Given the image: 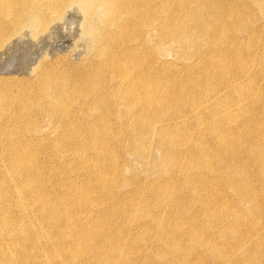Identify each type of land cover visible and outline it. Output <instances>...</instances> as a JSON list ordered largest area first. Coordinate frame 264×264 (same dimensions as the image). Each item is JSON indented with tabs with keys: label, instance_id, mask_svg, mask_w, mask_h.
I'll return each instance as SVG.
<instances>
[{
	"label": "bare ground",
	"instance_id": "bare-ground-1",
	"mask_svg": "<svg viewBox=\"0 0 264 264\" xmlns=\"http://www.w3.org/2000/svg\"><path fill=\"white\" fill-rule=\"evenodd\" d=\"M232 1L0 0V34L21 27L28 32L27 38L37 41L55 28L52 26L63 19L66 6L72 4L81 12L83 37L90 41L87 55L79 63L65 59L41 63L35 77L39 80L37 98L25 101L30 116L36 109L31 110L32 105L44 112L51 133L57 136L54 140L51 136L52 141L42 145L49 134H33L32 128L30 136H23L19 117L15 122L0 116V264H40L42 258L55 252L56 262L71 264L77 250L86 249L84 254L95 256L97 253H91L95 247H107L129 257V262L119 258L116 264H139L130 250H124L131 246L140 251L141 239L151 242L153 253L175 255L180 247L184 253L181 264L209 261L210 253L215 260L223 255V241L229 240L231 232L222 235L216 230L219 221L210 220L213 209H229L224 199L228 189L240 204L251 203L255 209L262 203L264 190V118H260L264 115V82H259L260 78L264 80V32L261 28L249 29L245 21L244 26L236 25L238 20L249 18L246 7L264 11V0H246L238 6L234 2L239 0ZM237 29L247 34V52ZM151 37L156 42L155 53L163 55L166 46L176 44L182 51L195 48L193 57L197 60L179 66L171 59L155 57L148 45ZM167 39L171 44H166ZM255 42L258 44L250 52ZM197 63L201 67L196 68ZM167 120L174 124L169 131L161 126ZM31 121L42 122L36 115L30 117ZM152 129L160 132L161 153L155 167L168 176L156 179L159 184L148 192L138 185L135 193L144 192L140 207L130 202L122 215L124 219L141 212L133 222L144 228L143 237L139 241L137 236L131 237L134 228L123 225L120 243L104 242L100 229L112 218L106 213L113 210L111 200L117 197L112 189H117L116 182L121 185L123 177L117 159L116 144L120 140L115 143L113 135L117 131L133 134V141L121 140L131 148L135 143L142 146L143 132ZM233 134L240 139H229ZM66 143L76 145L69 147ZM33 144L40 146H29ZM46 150H52L47 153L48 161H38V153L46 154ZM152 151L149 148L144 155L140 149L138 155L145 159ZM176 175H180L179 181ZM55 176L60 177L59 191L52 187ZM69 205L77 209H67ZM74 213L82 214L80 221ZM204 221L211 229L205 235L201 234ZM114 235L112 231L110 236ZM153 235L159 239L157 245L150 240ZM190 240L199 241L205 253H186ZM43 243H49L53 250L46 253ZM66 249L71 252L66 254ZM244 250L231 248L224 253L225 259L215 264L226 260L256 264ZM153 253L142 251L149 260ZM97 256L94 264H106L102 253ZM167 258L171 261L154 264H175L179 260Z\"/></svg>",
	"mask_w": 264,
	"mask_h": 264
},
{
	"label": "rangeland",
	"instance_id": "rangeland-1",
	"mask_svg": "<svg viewBox=\"0 0 264 264\" xmlns=\"http://www.w3.org/2000/svg\"><path fill=\"white\" fill-rule=\"evenodd\" d=\"M42 1H47V0H42ZM245 1L246 0H239L238 2L235 1L234 3L237 4V6H238L241 3H244ZM224 2L229 4V2H233V1L232 0H224ZM75 7L72 4L67 5L65 8V11H64L66 13H64L63 19L59 20L57 22V24L52 26L55 28L51 27L52 28L51 30H49V31H47V33L43 34V37L41 36L38 39L39 41L37 39H36L37 41H35V38L32 41V37L29 36L28 38H29L30 43L29 42L25 43L28 40L27 35H29V34H28V32H26V30L24 33L21 30V27H19V29L13 27L15 30L13 28H11L10 31L8 30L9 34L6 32L0 34V36H1L0 37V45H1V47H0V113H1V115L0 116L2 117V119L4 118L3 119L4 121L12 120V121L16 122L19 119V121H21L20 124L24 126V127H22L23 129L21 130V133H20L23 136H30L31 131H29V130H33L32 128L35 129V130H33L34 132L32 131L33 134L37 133V132H40L42 135H45L46 133H47L46 135L49 134L47 136V138H45V140L43 141L42 145H48L49 142L54 140L57 136L55 133L54 134L51 133L52 126L50 125L49 122H47L46 118L44 117V115H43L44 112L38 111L39 109H37V107L32 105L31 110H33L34 108H36V109H34L31 116L32 115L33 116L36 115V117L40 116V119L42 121V122L39 121L38 123L36 122V124H35L34 121L30 122L31 116H30V114L26 113L24 105H25V101L28 100V98H30V99H33V98L36 99L37 98V92H38V90H37L38 86L37 85H38L39 80H37V78H36L37 81H35V77H37L36 75H38L40 73V70L42 69L41 63L44 64V62L47 63L48 61L51 63V62H55L56 60L58 62H60L63 59L72 61L74 63H79L81 61V58L83 59L87 55V47H88V44H90V41L83 37V18L81 20V12L78 8H77V10H75ZM245 10L246 11L249 10L250 16H249V18H243V19L238 20L237 24H236L237 27H240L239 25L244 26V21H245L247 23L249 29H253V28L260 29L261 28V30L264 32V11L261 12L257 8L252 9V6L246 7ZM72 22H73V24H72ZM77 25L80 28L77 27ZM11 30L13 31L14 34L11 32ZM19 33L22 35V37H21V35L20 36L16 35ZM236 34H237L238 38L240 39V41L243 43V47H244L243 51L247 52L249 49V47H248L249 46V44H248L249 39H247L248 37H247L246 32H243V31L237 29ZM4 35H6V36H4ZM7 35H9V36H7ZM16 36H18V39H16ZM5 37L6 38L9 37V38L6 39ZM30 37H31V39H30ZM21 38H23L24 40H22ZM152 38L153 37L150 38V42L148 45L150 46V52L152 51L151 53H153L151 55H154L155 57H162V58L164 57V58L171 59V60L175 61V63H177L179 66L183 65V64L192 63V62H195L197 60V58L193 57L195 52H196L195 48L189 47L188 49H185L182 51V49H180V47H178L176 44L173 47L166 46V48L163 51V55L159 54V53H155L156 42L154 40H152ZM11 39H12V41H11ZM257 39L258 38H256V40ZM7 40L11 43H7L8 42ZM15 40H17V41H15ZM19 40H20V42H18ZM43 40H45V41H43ZM34 41L37 44V46L34 43ZM262 41L264 44V34L262 36ZM21 42H22V45H21ZM31 42H33V43H31ZM1 43L3 44V46ZM6 43L8 45H6ZM166 44H171V41L167 39ZM257 44L258 43L255 42L254 43L255 46H253V45L250 46V47H252L250 52H254ZM45 45L47 47L48 46H51V47L46 48ZM77 46L79 48L78 51L76 48ZM85 46H86V48H85ZM2 47H3V49H1ZM262 47L263 46L261 45V49H262ZM22 48L25 50H23ZM74 48H75V51H74ZM41 51H42V53H41ZM75 53H77V54H75ZM85 53H86V55H85ZM40 54L41 55L43 54V55L41 56ZM50 54H52V55H50ZM48 55H50V56H48ZM13 59H15V60H13ZM194 66H196V68L201 67L200 64H198V65L195 64ZM260 80H261V78L259 79V82H260V84H262L264 82V80L263 79L261 81ZM262 85L264 86V84H262ZM35 89L37 90V92ZM31 96H34V97L31 98ZM235 98L238 99L237 97H234V99ZM33 104H35V103H33ZM257 104L261 105L262 102H260V103L257 102ZM235 112H238V110L237 111L235 110ZM246 113H247L246 115H250L247 112V110H246ZM13 116H14V118H13ZM17 117H19V118L17 119ZM43 118H44V120H42ZM260 118L261 119L264 118V115L260 114ZM191 119L193 120V118H191ZM191 119H189V122L192 123ZM28 124H30V125H28ZM155 124L157 125V123H155ZM155 124L153 126H155ZM160 124H161V122H160ZM173 125H174L173 123L170 124V121L167 120V121H165V124H163L161 126H163V127L166 126L167 127L166 131H169V128L173 127ZM83 126L85 127V124ZM158 127L160 128L159 124L157 125V128ZM15 129L17 132L18 128L15 127ZM194 131L196 132L197 130H194ZM121 132L122 131L115 132L114 133L115 136L113 135V137L115 138V143L118 140H120L119 145L116 144V146L119 149L117 159H118L120 166L122 168V173H123L122 176L123 177H122L121 185L119 186V184L116 182V188L117 189H112V193L117 197H115L114 199L111 200V202H112L111 204H113V206H114V208H112L113 210L109 209L106 212V213L111 214L112 218L107 219L103 223L102 229H100L99 236L101 238L105 237L104 242H106L108 240H112L114 243L115 242L120 243L121 239L123 238V234L120 231V227L123 225L134 228V231H133L131 237L133 235L137 236L138 241L141 239V237H143L142 236L143 235L142 230L144 228L141 229L139 227V223L133 222V219H137L140 216L141 212L139 211V213H137L136 215H135V213H133L131 215H126V216H124V219H123L122 215L124 213V206L129 205L130 202H133L137 208L140 207L142 202H140L139 199L144 194V192L145 191L148 192L153 187L154 188L157 187V185L159 184L158 179H161L162 177L168 176L165 171L163 172L161 170H158L155 167L156 166L155 163H157V161H159L160 153H161V151L159 150V147H158V143L160 142L159 130L152 129V130L145 132V133L142 131L143 135H144V140H142L140 143L142 146H139V145L137 146L138 143H135V147L133 146L134 148L133 147L130 148L129 146H127V144H124L123 141L121 142V140H123L124 138L129 140V141L130 140L133 141L132 138L134 137V135L131 133H128V132H125V133H121ZM76 135H77V133H76ZM208 135H209V133L206 134V136H208ZM51 136L53 137V138H51L52 140H50ZM77 136H79V135H77ZM229 139H234L235 141H238L240 139V137L238 134H233V135L229 136ZM143 142H145L147 147H145V148L143 147V144H144ZM70 144L71 143H69V145H68V143H66V146L68 145L69 147H71V146L75 147V145H76L75 143H74V145L73 144L70 145ZM34 145L36 147L40 146V145H36V144L29 145V146L35 147ZM45 147L47 148V146H45ZM149 148H152V150H153L151 156L148 158L146 156L145 159H142L141 156L138 155L139 150L142 149L144 152V155H148L145 153H147V150ZM1 149H2V145H0V152H1ZM47 151L48 150H46V152H45L46 154L38 153V155H37L38 158H36V159H38V161H40V162L48 161V159H46L47 153H49L52 150H49L48 152ZM126 151H128V152H126ZM44 155H45V157H44ZM124 157H125V159L123 160ZM33 162L31 164H33ZM51 164L55 165V163L53 161H51ZM175 177H176V179H178V181L181 179L180 175H176ZM53 179L58 184L55 182L52 187H54V189L57 188L56 190L59 191L60 186H61L60 177L55 176ZM156 179L158 181H156ZM81 180H84V179L82 178ZM138 185L145 188L143 193H135L136 188H138ZM258 185L260 186V184H258ZM68 190H69V188H66V192H68ZM105 191H110V189H106ZM122 193H124V194H122ZM226 193H227V196H225L224 199H225V201H228L229 209H223L221 207L218 209H213L215 214H214V217L210 218L211 221L215 220V219H217L219 221L218 225H216V228H217L216 230L220 234H222V235L226 234L227 231L231 232L230 233L231 236H230L229 240L223 241L225 243V244H223L224 251L227 252L231 248L241 247L242 250L245 249L244 251L250 252V253L248 252V254L251 255L250 258L252 257L251 259L253 261L256 260V262H254V263L264 264V190H262V192H261L262 200H260V201L262 203L259 206V207H262L263 209H258L259 207L254 209V206H252L251 203L246 204V205L240 204L237 196L234 194V192L231 189H228V191L226 190ZM146 195H147V193H146ZM143 197H145V196H143ZM251 208H253V209H251ZM67 209H77V208L71 207V205H69L67 207ZM104 210H107V209H102L101 212H103ZM217 215L220 217V219L217 218ZM73 216L76 218L77 221H80L82 218L81 213H74ZM122 219H123V221H122ZM205 223H206V221L203 222V228L201 231V234H204V235L207 234V231L210 229L209 226H205ZM138 227H139V229H137ZM254 229L255 230L258 229V230L255 231ZM262 229H263V231H262ZM112 231L115 233L114 236H110V233ZM210 231H211V229L208 231V233ZM173 232L175 233V231H173ZM258 232H260V233H258ZM80 234H79L78 240H77L78 243H80V240L82 237V235H80ZM243 235H245V237L247 239L246 242H244ZM247 236H248V238H247ZM153 237H155V236L153 235L151 237L152 239H150V240L152 242H154L155 245H157V243L159 242V239L156 237H155L156 238L155 239ZM236 238H240V240L243 242L236 241L235 240ZM139 243H140V245H139L140 251H138V248L132 249L131 246L124 250V252L130 250V254L132 255V258L135 259L134 261L139 262V264H154V262H164L165 263V262L171 261V259H168L167 257L178 258L179 260L176 261L175 264H181V262L183 261L182 257L184 255V253L180 252V247L177 248L175 255H163V253H160V251L154 252V253H153V251H151V247H150L151 242L148 243L147 241H142V239H141L139 241ZM141 244H143V245H141ZM144 244L147 246H144ZM255 245H259V246L255 247ZM43 246L45 247V249H48L47 251L45 250L46 253L53 250V249H51V246L49 243H43ZM141 250L146 252L147 254L153 253L152 259L149 260L146 257H144L146 254L143 256ZM204 250L206 251V248H203L199 241L196 242L194 240L193 241L190 240L188 242V249H187L186 253L190 252L192 255L193 254L195 255L197 253L195 251H199V252L203 251V253H205ZM85 251H86V249H84V251L77 250V253L74 254V256L72 257L71 264H94V262H96V260L98 258L97 255L99 253H102L103 259L104 258L106 259V261H105L106 264H116L115 260H118L119 258H125V259L127 258L124 263L129 262V260H128L129 257L127 255H124L123 253H120V252H113L111 249H108L107 247L105 249L104 248L102 249L101 247L92 248L91 253L92 254L97 253L95 256H91V255L88 256V255L84 254ZM70 252H71L70 249H66V254H68ZM179 252H180L181 256L179 255ZM56 253H58V252H55L49 258H47V257H46V259L42 258V261L40 264H62V263L56 262L54 260V256L56 255ZM224 253L222 256L226 257V255H224ZM63 255H64V253L62 254V256ZM222 256L217 257V259L215 260L216 257L210 253L208 255L209 261H204L202 259V260H199L198 264H215V263L220 262V260L225 259V257L223 258ZM140 258H143V259L141 261H138ZM237 258L239 259V257H237ZM240 259H241V257H240ZM227 263L233 264L234 262L232 263V262H229V260L228 261L226 260L224 264H227ZM64 264H66V263H64Z\"/></svg>",
	"mask_w": 264,
	"mask_h": 264
}]
</instances>
